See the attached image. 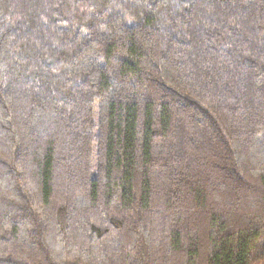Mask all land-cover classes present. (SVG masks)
Listing matches in <instances>:
<instances>
[{"label":"trees","instance_id":"1","mask_svg":"<svg viewBox=\"0 0 264 264\" xmlns=\"http://www.w3.org/2000/svg\"><path fill=\"white\" fill-rule=\"evenodd\" d=\"M0 264H264V0H0Z\"/></svg>","mask_w":264,"mask_h":264}]
</instances>
